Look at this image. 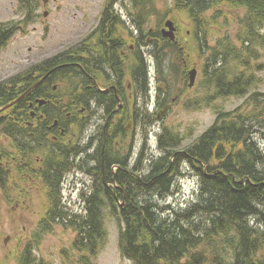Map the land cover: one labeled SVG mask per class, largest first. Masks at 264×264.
<instances>
[{"label": "trees", "instance_id": "1", "mask_svg": "<svg viewBox=\"0 0 264 264\" xmlns=\"http://www.w3.org/2000/svg\"><path fill=\"white\" fill-rule=\"evenodd\" d=\"M34 1L19 0V13H26V23H32L34 18L37 9ZM113 1L118 0L108 1L100 25L83 42L34 66L39 73L47 72L48 81L57 87L51 94L50 102L70 105L69 122L79 126L80 131L90 121L89 115L86 120L80 114L78 118L73 117L76 110L72 104H87L96 97L93 83L99 44L97 35L102 31L104 40H111L112 43L106 46L107 50L111 49V55L121 49L118 41L124 40L120 34L124 24L116 13L110 11ZM128 1L133 23L143 32L145 23L156 14L153 0ZM174 1L179 13L185 12L196 18L195 23L199 25L196 36L201 38L203 45L202 34L206 37L218 25L216 18L208 20L202 18L203 15L212 10L221 13L225 6L243 11L242 17L238 19L235 37L225 36L217 41L203 74L205 89L212 93L210 100L214 102L230 97L245 99L248 109L242 114L215 109L213 126L183 152L175 153V148L180 147L183 140L165 132L169 138L161 139L163 156L159 162L153 163L148 175L135 178L123 162L116 173L112 168L115 164L109 170L101 165L90 169L93 193H84V213L81 216H69L64 211L62 189L56 186L47 193L51 205L48 215H53L55 221L45 220L40 224L33 234V244L23 254L22 262L19 259V264H35L32 254L41 232L50 224L58 223L77 234L74 250L80 257L79 263L89 264L90 258L96 257L107 243V210H111L118 220L120 253L133 264H264V155L256 142L258 135L264 134V93L252 91L255 83L257 86L256 72L261 69L259 59L264 58V0ZM107 21L109 23L105 26ZM20 24L19 21L0 25V52L20 29ZM147 38L145 41L143 37L132 41L136 49L133 60L128 64L136 78L137 92L142 94L147 86L149 69L138 48L152 49L160 75L168 74L171 68V64L165 66L168 51L172 56L185 58L188 63L193 58L190 51L179 52L170 40L160 38L158 30L156 33L150 32ZM114 60L118 72L123 70L124 74L126 64L116 58ZM83 63L86 64V77L81 74ZM34 67L0 83V107L17 100L34 86ZM186 69L183 64L184 83ZM240 70L247 71L246 75ZM123 77L118 74L119 80ZM37 93L40 94V91L36 90L35 95ZM31 99L33 93L18 102V105ZM197 103V106L210 105L201 101ZM18 107L13 106L7 113ZM53 110V119L62 121L63 107L54 106ZM140 163L137 162L133 172L140 169ZM187 164L193 173H197L199 192L189 207L177 211L163 204L177 192V184L184 176L182 169ZM12 170V177L8 176L4 185L15 196V186L20 185L24 174L23 170Z\"/></svg>", "mask_w": 264, "mask_h": 264}, {"label": "rangeland", "instance_id": "2", "mask_svg": "<svg viewBox=\"0 0 264 264\" xmlns=\"http://www.w3.org/2000/svg\"><path fill=\"white\" fill-rule=\"evenodd\" d=\"M126 1L128 2V0ZM105 2L107 0H49L45 5L42 0H36L34 4L37 9L32 23H26V13L24 15L19 13V0H0V25L20 21L22 26V30L17 31L13 39L0 52V83L30 70L33 68L32 66L47 59L55 58L83 42L98 25ZM127 2L126 5H128ZM152 4L156 8V14L145 23V30L156 29V26L161 23V28H163L168 20H173L179 29V44L193 55L188 63L187 71L196 67L198 77L194 89L189 90L186 85L189 78H186V84L183 81L182 65L184 63L180 59L181 56L180 58L177 55L172 56L168 51L165 63L166 66L171 63L174 76H166V81L169 84L172 97L180 96L169 116L160 124L153 125V118L162 110L157 108L154 98L152 103H148L147 96L139 92L135 94L136 97L133 101L130 100L128 107L134 110V117L138 118L137 128L139 131L135 134L130 172L135 169L136 160L140 162L142 150L144 157V170L140 168L131 172L135 178L144 176V174L148 175L153 163L163 156L162 150L158 146V136L164 134L161 136L164 138L165 132L169 136L176 135L174 137L183 141L180 147L175 148V153L183 152L213 126L216 120L215 109L237 114H242L248 109L245 99L230 97L218 100L214 98V102L210 100L212 93L205 89L203 74L207 59L212 55L217 41L225 36L235 37L238 19L242 17L243 11L225 6L221 13L212 10L203 15L202 18L208 20L216 18L218 24L206 34V37L202 34L203 45L201 38L196 36V30L199 28V25L195 23L196 18L185 12L179 13L174 0H153ZM116 11L122 14L123 20L127 21L130 27L133 26L132 20L127 17L124 5L117 4ZM262 35H264V30ZM139 50L151 72L150 94L154 97L158 87L156 60L152 49L140 48ZM258 64L261 65V69L256 72L257 86L255 83L252 91L264 93V58L259 59ZM177 72L179 77H177ZM241 72L246 75L247 71ZM248 72L253 73L249 70ZM202 97L207 100H199V98L204 99ZM198 101L210 105L197 106ZM141 113L150 116L147 120L143 117L146 122L142 121ZM88 119H92V125L89 123L86 129L82 126L81 131L73 129L71 137L82 138L84 133L89 135L93 132L94 134L97 121L91 116ZM124 125L127 127V122ZM256 142L264 155L263 133L258 135ZM85 162L79 173L68 175L66 178L68 182L62 193L68 205V208L64 206L66 209L64 211L69 215L81 216L84 213L81 194L83 192L85 194L93 193V178L89 177L87 171L96 169L94 168L96 163L90 159ZM116 168L115 166L114 170ZM182 170L184 176L179 181V185L177 184V192L173 197L167 199L166 204H163L177 211L189 207L192 200H196L199 192L197 176L192 172L190 166L184 165ZM45 191L44 187L32 188V185H28L27 191L16 192L19 199L13 200L8 198V193L3 197V193L0 192V264H19V259L23 260V254L28 250L30 244H33V234L40 224L45 220L55 221L53 215H48L51 205H49L50 200ZM144 196L147 197L146 194ZM105 227L108 232L107 243L96 257L90 258L89 264H133L120 253L118 242L120 227L111 210L105 211ZM76 239L77 234L67 226L61 223L50 224L45 231L41 232L39 242L34 245L32 256L35 264H80V257L74 250Z\"/></svg>", "mask_w": 264, "mask_h": 264}, {"label": "flooded vegetation", "instance_id": "3", "mask_svg": "<svg viewBox=\"0 0 264 264\" xmlns=\"http://www.w3.org/2000/svg\"><path fill=\"white\" fill-rule=\"evenodd\" d=\"M111 10L116 13L115 8L112 7ZM119 15L122 19V14ZM108 23L109 21L105 26ZM124 29L126 41H118L121 46L119 56L118 51H114L116 54H110L111 49L107 50L106 46L112 43L111 40L105 41L104 32L98 33L99 44L96 49L93 83L97 91L96 97L87 104H72L76 110L73 117L78 118L80 114L85 120L87 115L96 119L94 134L84 133L82 138L71 137V130H78L79 126L69 122L70 105L50 102L51 94L57 90V87L52 81H48L47 72L39 73L34 67L32 76L36 81L30 93H33V100L21 105L17 104L16 106L19 107L10 113L7 112L12 110L11 108L0 112V175H2L0 188L2 190L7 177H12L14 171L12 168L23 170L24 179L20 180L23 188L26 185H32V188L46 186V190L52 192L56 186L60 187L65 176L79 173L87 159L96 163L94 168L101 165L105 170H109L111 164L120 167V164L124 163L128 167L130 162L132 163L135 134L139 131L138 118L134 117V110L128 105L130 100L133 101L136 97L134 89L136 78L133 75L129 76L128 73L125 76V73L129 70L128 64L133 59L132 39L137 37V33L134 37L132 29L127 30L126 26ZM178 32L177 27L179 41ZM114 58L126 64L124 74L123 70L118 72V68L116 69ZM81 70L82 76L86 77V64L81 65ZM118 74L124 77L119 80ZM159 82L160 86L157 87L154 97L150 94V86L147 87L146 93L148 103H152L154 98L157 108L162 109L156 117L152 116L153 125L163 122L180 99L178 95L172 97L169 87L166 86V79L160 78ZM36 90H39L40 94L35 95ZM54 106L63 107L62 121L53 119ZM169 106L170 110L164 114ZM140 117L144 121V118L147 120L150 116L141 113ZM126 122L127 127L124 125ZM91 123L92 119H90Z\"/></svg>", "mask_w": 264, "mask_h": 264}, {"label": "water", "instance_id": "4", "mask_svg": "<svg viewBox=\"0 0 264 264\" xmlns=\"http://www.w3.org/2000/svg\"><path fill=\"white\" fill-rule=\"evenodd\" d=\"M47 0H45L46 2ZM166 30H164V36L171 39L172 41L175 40V26H174V23L172 21H168L166 23ZM196 76H197V70L196 69H193L191 72H190V87L192 88L195 84V80H196Z\"/></svg>", "mask_w": 264, "mask_h": 264}, {"label": "bare ground", "instance_id": "5", "mask_svg": "<svg viewBox=\"0 0 264 264\" xmlns=\"http://www.w3.org/2000/svg\"><path fill=\"white\" fill-rule=\"evenodd\" d=\"M117 49H118V48H117ZM117 51H118V52H117V54H118V53L121 51V49H118ZM147 89H148V88H147V86H146V87L144 88V93H147ZM49 108H51V107H49ZM49 108H48V109H49ZM53 109H54V108H53ZM50 111H51V110H50ZM50 111H49V112H50ZM53 111H54V110H53ZM54 112H55V111H54ZM61 112H62V111H61ZM48 114H50V113H48ZM48 114H47V115H48ZM63 114H64V113H63ZM63 114H62L61 116L64 117ZM65 114H66V113H65ZM49 117H50V115H49ZM91 125H92V124H91ZM166 136H167V135H166ZM166 136H165V137H166ZM165 137H164V138H165ZM164 138H163V139H164ZM166 138H167V137H166ZM166 138H165V139H166ZM168 140H169V139H168ZM162 142H163V141H162ZM166 143H167V142H166ZM162 144H163V143H162ZM163 146H165V145H163ZM162 152H163V150H162ZM138 155H140V154H138ZM108 158H109V157H108ZM115 158H116V157H115ZM143 158H144V157H143ZM154 158H155V157H154ZM132 159H133V158H132ZM110 160H111V159H110ZM122 161H123V160H122ZM136 161L138 162V160H136ZM139 161H140V160H139ZM158 162H159V160H158ZM130 164H131V162H130ZM130 164H129V165H130ZM134 164H135V163H134ZM163 164H164V163H163ZM111 165H112V164H111ZM120 165H121V164H120ZM124 165H125V164H124ZM138 166H139V165H138ZM141 166H142V165H141ZM121 167H122V166H121ZM124 167H125V166H124ZM150 167H151V166H150ZM164 167H165V166H164ZM187 167H188V166H187ZM125 168H126V167H125ZM136 168H137V166H136ZM136 168H135V169H136ZM139 168H140V167H139ZM162 168H163V167H162ZM142 169H143V168H142ZM142 169H141V170H142ZM121 170H122V169H121ZM126 170H127V169H126ZM143 170H144V169H143ZM129 171H130V170H129ZM187 171H188V170H187ZM131 172H132V171H131ZM193 172H194V171H193ZM196 175H197V173H196ZM88 194H89V193H88ZM91 194H92V193H91ZM94 194H95V193H94ZM97 194H98V193H97ZM87 198H88V197H87ZM85 199H86V198H85ZM57 206H58V205H57ZM63 206H64V205H63ZM63 209H64V208H63ZM70 215H71V214H70ZM70 215H69V216H70Z\"/></svg>", "mask_w": 264, "mask_h": 264}]
</instances>
